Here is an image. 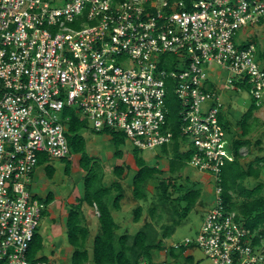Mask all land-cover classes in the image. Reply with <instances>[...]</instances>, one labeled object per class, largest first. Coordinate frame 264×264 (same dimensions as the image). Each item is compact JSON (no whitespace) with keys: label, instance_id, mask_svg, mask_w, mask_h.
<instances>
[{"label":"built area","instance_id":"built-area-1","mask_svg":"<svg viewBox=\"0 0 264 264\" xmlns=\"http://www.w3.org/2000/svg\"><path fill=\"white\" fill-rule=\"evenodd\" d=\"M263 24L264 0H0V264H57L29 251L47 210L31 179L40 157L69 156L63 109L153 150L173 137L170 90L187 164L214 183L196 237L172 247L198 248L210 264H264L260 229L222 197L232 156L217 91L245 88L252 105L264 104L257 47L239 41ZM212 66L228 73L220 88Z\"/></svg>","mask_w":264,"mask_h":264},{"label":"trees","instance_id":"trees-1","mask_svg":"<svg viewBox=\"0 0 264 264\" xmlns=\"http://www.w3.org/2000/svg\"><path fill=\"white\" fill-rule=\"evenodd\" d=\"M257 59H264V49L261 53H257ZM166 105L168 107L167 121L173 137L171 142L161 146L159 153L155 155L157 160L161 158L168 159V177L158 181V199L163 205L168 204L172 209V213L178 217V220H181L187 216L197 203L200 197V189L195 188L194 184L190 183L175 198L171 197V193L168 190L171 187L175 191L179 187L175 183L176 174L187 164L191 152L189 150H181L184 140L180 137L181 119L178 113L180 104L171 90L167 94ZM257 109L254 104H251L238 121L241 129L240 136L235 137L229 143V151L232 158L226 162L222 169L221 187L224 203L230 210L236 212L237 219L242 221L248 228L260 229V233L264 236V196L261 194L264 188V181H258L252 187H247L244 184V181L249 178L260 179L261 173L264 171V156L255 157L246 166L240 162L241 148L250 144L246 138L251 130L248 120L251 118L253 111ZM62 115L69 116L67 131L65 132L69 145V155L80 154L79 167L85 172L81 195L71 205L65 223L67 242L73 249L69 264H86L89 258V251L86 247L89 229L83 224L82 203L95 207L98 212L99 226L92 240V260L94 264H152V252L164 249V244L161 240H156V233L155 231L153 232L149 223H144L133 235L116 234L118 225L113 219L111 210L120 209V202L124 198V188L119 181H112L106 185L103 181L104 174L101 165L94 157L85 153V141L79 131L87 126V121L84 118H80L69 107L63 109ZM219 122L222 129L224 127L227 129L220 117ZM99 132H109L111 134L116 148L113 153L114 157L121 158L122 152L118 149V146L123 141L122 135L111 129H104ZM131 155L137 168L130 182L132 196L136 200L144 201L147 196L146 186L149 180L158 178L162 174V170L157 165L148 164L143 158L141 151L136 147H132ZM68 159L69 156L61 160L68 161ZM45 162V157H40L37 166L43 165ZM44 170L46 175L51 178L54 173V167L46 164L44 165ZM64 171L68 173V164L65 166ZM113 173L116 177L122 176L124 173L123 165H114ZM236 198L239 199L236 200ZM41 200L48 206L53 200V194L48 192ZM180 202L181 204H179ZM154 210L155 207H152L150 213L152 214ZM141 211L142 207L140 205L133 209L132 219L134 222L139 221ZM46 214L47 210L43 212V216ZM178 220L174 219L172 226H165L162 236H170L174 232V227L179 223ZM129 239H131V242H129ZM42 247L43 239L36 233L30 244L29 251L33 255L39 252ZM184 248L186 247L175 249L169 246L167 254L174 260H181V264H192L190 255L180 257V253L184 251Z\"/></svg>","mask_w":264,"mask_h":264},{"label":"rangeland","instance_id":"rangeland-1","mask_svg":"<svg viewBox=\"0 0 264 264\" xmlns=\"http://www.w3.org/2000/svg\"><path fill=\"white\" fill-rule=\"evenodd\" d=\"M246 33V35H245ZM248 36V37H247ZM249 38L255 42L257 46V53H261L264 49V24L256 25L255 27H247L244 31L239 33V41L242 42L244 38ZM237 42V41H236ZM260 66L264 68V59L259 60ZM219 67L212 66L208 71L210 72V79L213 76V71L219 70V79H213L217 88H220L224 84V80L227 76L226 70H220ZM222 106L220 108L222 117V123L226 125L225 138L226 147L229 148V143L235 137L240 136V127L238 121L243 113L247 110L250 103V96L247 89L242 88L240 91L224 90L220 92ZM251 118L248 120L251 130L246 138L250 144L241 148L240 162L246 166L248 162L253 161L255 157L264 156V104L261 107H256ZM114 130V129H111ZM122 135L123 141L118 146L121 150V158L114 157V151L116 150L111 134L108 132H95L92 129L90 123H87L85 128L79 131V134L85 141V153L99 162L103 170L104 183L110 184L112 181H119L124 188V198L120 202L119 210H111L113 219L118 225L116 230L117 235L129 234L133 235L138 231L144 223H149L156 233V240H161L164 244V249L160 251L152 252V264H181V260L172 259L168 254L169 246L173 243L182 241L185 238H195L199 227L202 222V218L205 214V210L212 205L213 188L214 183L209 176L202 173L189 164L183 166L179 173L176 174L175 183L177 189L174 191L169 187L171 197L175 198L184 191V187L193 183L195 188L200 189V197L194 207L190 210L187 216L181 220L172 213V209L169 205H163L158 199V181L162 178L168 177V159L155 158L160 151V147L153 150L141 151L143 158L150 165H157L162 170V174L158 178L149 180L146 186V200H136L132 196L131 178L136 171V166L131 155V149L134 147L132 142L124 136L121 131L114 130ZM80 154H70L68 161L66 160H51L50 165L54 167V173L51 178L46 177L44 167L42 165L37 166L34 175L31 179V191L36 195H44L48 192H55L60 197L50 205L49 209H56L61 199H64L69 194L70 197L80 196L82 192V182L85 172L78 166L77 160H79ZM69 165L68 173H65L64 168ZM122 164L124 167V173L120 177H116L113 173L114 165ZM188 181H187V180ZM258 181H264V171L261 173L260 179L255 180L249 178L244 181L247 187H252ZM264 196V188L261 191ZM239 199V198H238ZM236 198V200H238ZM75 202H73L74 204ZM181 204V202L179 203ZM72 205V204H71ZM71 205H66L70 208ZM138 205L142 207L141 215L138 222L133 221V209ZM155 207L154 212L151 214L150 209ZM83 213V224L89 229V237L86 242L88 248V262L86 264H94L92 260V240L98 230V213L95 207H90L85 203H82L81 207ZM235 212V211H234ZM59 214V213H58ZM53 218V219H52ZM49 217L48 214L43 216L40 221V226L37 229V233L43 238V247L39 251L40 256H44L46 260L52 261L57 264H68L70 261V255L73 251L72 247L68 244L66 238V213ZM176 219L179 223L174 227V232L167 237L162 236L165 226H172L173 220ZM151 229V231H152ZM131 242V239H129ZM180 257L190 255L192 257V264H210L205 258L202 251L198 248L187 247L180 253Z\"/></svg>","mask_w":264,"mask_h":264},{"label":"crops","instance_id":"crops-1","mask_svg":"<svg viewBox=\"0 0 264 264\" xmlns=\"http://www.w3.org/2000/svg\"><path fill=\"white\" fill-rule=\"evenodd\" d=\"M222 117H223V115L221 114V120H222ZM224 129V128H223ZM224 133H225V130H224ZM51 160H48V161H46L42 166L44 167V165H46V164H49V162H50ZM77 164H78V166H79V160H77ZM37 168V167H36ZM35 168V169H36ZM45 171V170H44ZM34 172H35V170H34ZM84 172V171H83ZM33 175H34V173H33ZM33 175H32V177H33ZM45 175H46V173H45ZM46 177H48L47 175H46ZM49 178V177H48ZM52 194H53V200H52V202L47 206V214L49 215V217L50 218H52L53 216H56L57 217V215H60L61 217H62V214L64 215V213H66V216H67V213H68V211H69V209L70 208H67V206L66 205H71V204H73V202H75V200L76 199H78L79 198V196H74V197H70L69 196V194L68 195H66L65 197H64V199H62V198H60L61 199V203H60V205L56 208V209H54V211H53V209H49V207H50V205L51 204H53L54 203V201H56V199L57 198H59L60 196L59 195H57L55 192H51ZM47 195V193L46 194H44V195H37L38 197H40V198H44L45 196ZM81 207H82V205H81ZM83 210V209H82ZM59 213V214H58ZM53 219V218H52ZM40 235V234H39ZM41 236V235H40ZM42 237V236H41ZM43 239V238H42Z\"/></svg>","mask_w":264,"mask_h":264},{"label":"clouds","instance_id":"clouds-1","mask_svg":"<svg viewBox=\"0 0 264 264\" xmlns=\"http://www.w3.org/2000/svg\"><path fill=\"white\" fill-rule=\"evenodd\" d=\"M97 211V210H96ZM98 213V212H97Z\"/></svg>","mask_w":264,"mask_h":264}]
</instances>
